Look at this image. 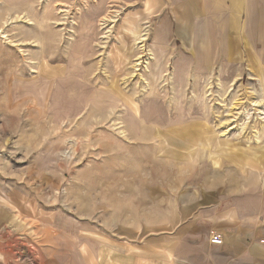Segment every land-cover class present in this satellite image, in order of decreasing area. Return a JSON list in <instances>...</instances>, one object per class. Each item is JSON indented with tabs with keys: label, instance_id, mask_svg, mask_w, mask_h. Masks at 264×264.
I'll return each instance as SVG.
<instances>
[{
	"label": "rangeland",
	"instance_id": "obj_1",
	"mask_svg": "<svg viewBox=\"0 0 264 264\" xmlns=\"http://www.w3.org/2000/svg\"><path fill=\"white\" fill-rule=\"evenodd\" d=\"M178 1L0 0V264H125L105 242L200 173L262 194L264 46L201 65Z\"/></svg>",
	"mask_w": 264,
	"mask_h": 264
},
{
	"label": "crops",
	"instance_id": "obj_2",
	"mask_svg": "<svg viewBox=\"0 0 264 264\" xmlns=\"http://www.w3.org/2000/svg\"><path fill=\"white\" fill-rule=\"evenodd\" d=\"M175 4V29L183 43L187 46L193 38L195 44L197 38L206 44V50L197 55L201 65L209 54L222 61L235 49L250 53L264 46V0ZM175 131L178 144L190 140L181 127ZM214 171L200 173L196 187L181 190L175 211H169L165 221L161 222V215L145 218L144 223L137 219L131 227L127 219L123 221L120 239L105 242L119 247L117 260L125 264H264V190L255 194L256 179L249 173L242 176L237 170L230 176ZM160 206L153 202L149 210L160 211ZM212 234L220 236L221 245L209 243ZM107 256L105 252V260Z\"/></svg>",
	"mask_w": 264,
	"mask_h": 264
},
{
	"label": "bare ground",
	"instance_id": "obj_3",
	"mask_svg": "<svg viewBox=\"0 0 264 264\" xmlns=\"http://www.w3.org/2000/svg\"><path fill=\"white\" fill-rule=\"evenodd\" d=\"M17 18H19V16H17ZM20 19V18H19ZM4 37V36H3ZM142 39V38H141ZM143 40V39H142ZM140 41V40H139ZM257 97V96H256ZM257 104H262L263 105V107H264V101L262 100V102L261 101H255V103H254V105H257ZM252 105H253V103H252ZM258 105V106H259ZM261 106V105H260ZM262 109V108H261ZM258 111H259V116H260V119L262 120V123L263 124H261V128L264 130V109H262V110H260V109H258ZM249 112V111H248ZM248 116V115H247ZM246 118V117H245ZM227 124V123H226ZM245 124V123H244ZM241 127V126H240ZM244 127V126H243ZM242 127V128H243ZM241 130V129H240ZM228 131H229V127L228 126H225L224 127V129L222 130V132H221V135L222 136H225L227 133H228ZM239 132V131H238ZM257 134H259L258 132H256L255 134H254V136H255V138H257ZM254 136H252V137H254ZM247 139H248V137H247ZM250 141V140H249ZM40 255V254H39Z\"/></svg>",
	"mask_w": 264,
	"mask_h": 264
},
{
	"label": "built area",
	"instance_id": "obj_4",
	"mask_svg": "<svg viewBox=\"0 0 264 264\" xmlns=\"http://www.w3.org/2000/svg\"><path fill=\"white\" fill-rule=\"evenodd\" d=\"M209 243L211 245H221L222 239L220 238V236H218L216 234H212L209 236Z\"/></svg>",
	"mask_w": 264,
	"mask_h": 264
}]
</instances>
